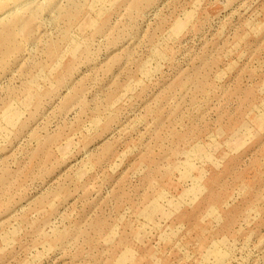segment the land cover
<instances>
[{
  "label": "rangeland",
  "instance_id": "1",
  "mask_svg": "<svg viewBox=\"0 0 264 264\" xmlns=\"http://www.w3.org/2000/svg\"><path fill=\"white\" fill-rule=\"evenodd\" d=\"M0 264H264V0H0Z\"/></svg>",
  "mask_w": 264,
  "mask_h": 264
}]
</instances>
